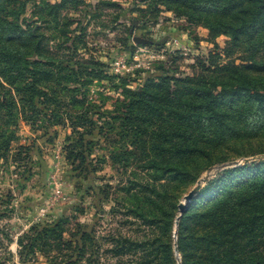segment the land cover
Here are the masks:
<instances>
[{"label": "rangeland", "instance_id": "obj_1", "mask_svg": "<svg viewBox=\"0 0 264 264\" xmlns=\"http://www.w3.org/2000/svg\"><path fill=\"white\" fill-rule=\"evenodd\" d=\"M169 1L5 2L13 17L9 20L42 42L43 53L56 70L85 77L87 100L82 109L72 110L90 112V117L85 128L78 129L83 134L79 142L80 135L69 126L67 111L73 106L69 95L63 96L67 100L59 120L40 116L34 127L19 113L10 119L0 111V264H147L142 257L156 248L167 251L172 264H182L176 222L185 196L205 177L220 179L225 170L264 161V128H246L241 122L232 125L236 131L227 140L210 148V155L187 161L182 168L191 174L180 181H157L135 156L125 165L111 160L110 153H121L127 144L120 119L113 118L116 103L121 100L125 107L128 102L112 87L120 78L140 71L139 80L127 88L137 91L145 83L141 80L162 73L179 80L230 85L264 77L260 70L251 77L234 71L241 64L235 55L221 61L226 64L222 72L201 70L200 63L212 49L209 31L192 17L176 13L184 7ZM49 4L61 7L54 11ZM225 41L218 40L221 46ZM172 59L174 63H169ZM78 89H84L81 83ZM77 98L82 100L83 93ZM74 148L77 159H68ZM144 187L157 196L145 198ZM200 195L187 203L190 214L214 197H203L202 202ZM59 221L65 222L60 251L54 249L49 256L40 250L33 255L20 253L24 252L20 241L31 244V238Z\"/></svg>", "mask_w": 264, "mask_h": 264}, {"label": "trees", "instance_id": "obj_2", "mask_svg": "<svg viewBox=\"0 0 264 264\" xmlns=\"http://www.w3.org/2000/svg\"><path fill=\"white\" fill-rule=\"evenodd\" d=\"M7 1L11 0H0V111H5L10 119L19 113L23 121L34 127L40 116L59 120V110L67 100L63 96L69 95L73 104L67 111L69 126L74 135H80L81 142L83 134L78 129L85 128L90 112L73 110L82 109L87 100L85 77L69 71L70 67L65 69L69 72L56 70L52 59L45 57L42 42L9 20L12 16L8 15ZM169 2L182 5L184 9L176 13L192 17L209 31L212 49L200 63L201 70L222 72L226 64L221 61L235 55L241 64L233 67L234 71L249 77L256 70L264 71V0ZM49 5L54 11L61 7ZM222 37L226 38L224 46L218 42ZM169 63H174V59ZM139 73L133 75L135 79L128 75L112 85L116 93L128 99L124 110L121 100L116 103L117 115L113 118L120 119L126 145L133 148L128 150L124 145L121 153L111 152L115 164L125 165L129 157L135 156L143 168L154 172L157 181H180L191 174L182 166L210 155L212 146L236 131L234 123L264 128V77L230 85L216 80H179L162 73L141 80L145 83L142 87L139 84L137 91L127 89L129 83L139 80ZM80 83L84 92L78 89ZM79 93H83L82 100L77 98ZM185 94L188 97L182 98ZM77 157L75 148L68 152V159ZM149 190L144 187L142 194L152 200L157 195ZM200 194L202 202L203 197H214L195 213L190 214L187 209L178 218L182 264H264V161L225 170L220 179L209 181ZM64 226L65 222L59 221L53 228L43 229L31 238V244L20 241L19 246L24 249L20 253L33 255L40 250L48 255L54 249L60 251ZM72 245L71 241L66 242L68 249ZM146 262L173 263L167 251L160 248L146 252L142 263Z\"/></svg>", "mask_w": 264, "mask_h": 264}, {"label": "water", "instance_id": "obj_3", "mask_svg": "<svg viewBox=\"0 0 264 264\" xmlns=\"http://www.w3.org/2000/svg\"><path fill=\"white\" fill-rule=\"evenodd\" d=\"M168 40V38L164 39L161 42H158L157 45L161 46L163 45L166 41ZM249 160H246V163H248ZM209 181L208 177L203 178L200 182H198V184L190 191V193L188 195L185 196L184 200L182 203H180L179 205V210H180V214L182 215L187 207V203H189L191 200H193L198 193L200 192V190L202 189V183H207ZM179 219H177L176 225L178 224ZM177 251V250H176Z\"/></svg>", "mask_w": 264, "mask_h": 264}]
</instances>
